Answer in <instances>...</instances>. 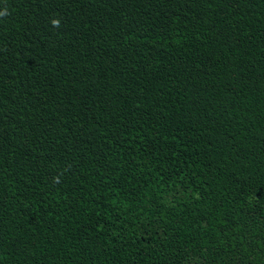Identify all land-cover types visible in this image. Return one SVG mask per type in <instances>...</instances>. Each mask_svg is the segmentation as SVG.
I'll use <instances>...</instances> for the list:
<instances>
[{
	"label": "trees",
	"instance_id": "trees-1",
	"mask_svg": "<svg viewBox=\"0 0 264 264\" xmlns=\"http://www.w3.org/2000/svg\"><path fill=\"white\" fill-rule=\"evenodd\" d=\"M0 264H264V0H0Z\"/></svg>",
	"mask_w": 264,
	"mask_h": 264
}]
</instances>
